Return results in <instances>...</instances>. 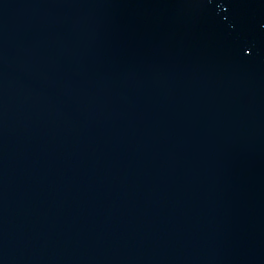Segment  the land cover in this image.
<instances>
[{"label":"water","instance_id":"obj_1","mask_svg":"<svg viewBox=\"0 0 264 264\" xmlns=\"http://www.w3.org/2000/svg\"><path fill=\"white\" fill-rule=\"evenodd\" d=\"M0 264H264V46L0 0Z\"/></svg>","mask_w":264,"mask_h":264}]
</instances>
